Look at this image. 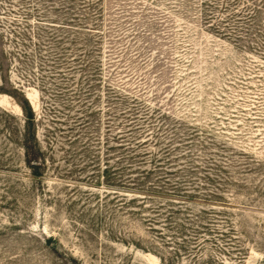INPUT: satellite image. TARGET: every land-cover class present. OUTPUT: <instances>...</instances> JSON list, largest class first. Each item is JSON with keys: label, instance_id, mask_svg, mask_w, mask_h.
<instances>
[{"label": "rangeland", "instance_id": "374dc122", "mask_svg": "<svg viewBox=\"0 0 264 264\" xmlns=\"http://www.w3.org/2000/svg\"><path fill=\"white\" fill-rule=\"evenodd\" d=\"M0 264H264V0H0Z\"/></svg>", "mask_w": 264, "mask_h": 264}, {"label": "trees", "instance_id": "16d2710c", "mask_svg": "<svg viewBox=\"0 0 264 264\" xmlns=\"http://www.w3.org/2000/svg\"><path fill=\"white\" fill-rule=\"evenodd\" d=\"M21 107H22L23 111L25 112V107L24 106H21ZM26 109L27 110L25 112L26 113L25 114V128L23 130V135H22L23 138H22L21 142H22L24 155H25L26 161L28 162L29 166L34 168V169H38L41 167V165L43 166L45 163L42 162V160L40 158L42 151H41L39 143L36 139L35 133H33L30 130L31 129L30 125L34 121V117H33V114L31 112V109L27 103H26ZM116 170H118V171H116ZM104 172L106 174L105 175L106 178L110 179L111 176L123 174V169H121V167H120L119 169H114L113 171H111V170H108V168H106ZM35 174H37V173H35ZM129 184H133V183H129ZM113 186H115V185H113ZM123 188H131V187H130V185H126V186H123Z\"/></svg>", "mask_w": 264, "mask_h": 264}]
</instances>
